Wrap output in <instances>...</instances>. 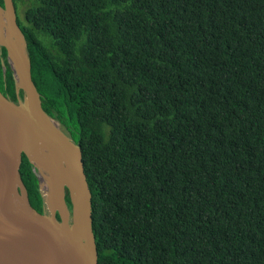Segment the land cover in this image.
<instances>
[{
	"label": "trees",
	"instance_id": "obj_1",
	"mask_svg": "<svg viewBox=\"0 0 264 264\" xmlns=\"http://www.w3.org/2000/svg\"><path fill=\"white\" fill-rule=\"evenodd\" d=\"M29 3L32 80L81 149L98 264H264V0ZM0 91L24 99L3 46ZM20 173L42 211L27 156Z\"/></svg>",
	"mask_w": 264,
	"mask_h": 264
},
{
	"label": "water",
	"instance_id": "obj_2",
	"mask_svg": "<svg viewBox=\"0 0 264 264\" xmlns=\"http://www.w3.org/2000/svg\"><path fill=\"white\" fill-rule=\"evenodd\" d=\"M3 2L4 6H0V10L8 14L9 23L16 35V43L12 48L1 42L0 46L7 49L17 97L22 90L24 99L23 101L18 99L17 103H14L0 91V264H98L93 235L92 195L79 145L70 143L68 137H65L71 147L69 149L71 157L75 161L76 179L72 185L63 184L61 192L55 196L56 201L49 202L53 205V211L56 209L60 211V220L53 213L48 215L38 212L22 180L20 169L23 155L27 156L37 174H44V171L24 139H15L13 124L16 110L23 109V106L27 107L24 135L33 141L32 146L38 148L37 153L46 151L51 155L56 154L58 157L53 156L56 159L65 156L67 152L36 135L32 113L35 102L47 118L53 119L43 111L39 94L33 83L27 44L17 22L13 0H3ZM21 43L25 59L22 68L25 87L19 88L14 56ZM17 149H22L18 156L15 154ZM52 173L46 172L45 175L55 177L56 175ZM66 189L69 190L73 203L71 225L67 222L70 211L65 200ZM46 190L48 192V189ZM44 201L46 203L45 199ZM59 202L60 204H57ZM62 205L64 208H60ZM63 211L67 213V217H64Z\"/></svg>",
	"mask_w": 264,
	"mask_h": 264
},
{
	"label": "bare ground",
	"instance_id": "obj_3",
	"mask_svg": "<svg viewBox=\"0 0 264 264\" xmlns=\"http://www.w3.org/2000/svg\"><path fill=\"white\" fill-rule=\"evenodd\" d=\"M0 42L6 44L9 48H12L16 43V35L11 28V24L8 20V14L3 10H0ZM24 50L21 43V46L17 50L14 56V68L17 78V83L19 88L25 87L24 73L22 68L24 67ZM27 107L23 106V109H18L14 113V124L13 130L15 134V139L25 141V144L31 148L33 155H36L43 173V184L50 194V200L56 201L55 196L61 192L63 184L72 185L75 183L76 179V165L74 159L71 157L69 149L70 145L67 143L65 136L57 129L56 124L49 118H47L39 109L38 105L34 104L32 108V113L34 116V125L36 128V135L51 143V145L56 146L58 149L63 152H67L65 156H59V158L54 159L53 155L49 154L46 151L36 152L38 148L32 146L33 141L31 142L25 135L26 128V116H27ZM22 149L16 150V156L19 151ZM47 171H46V170ZM53 172L56 176L52 178L45 175V173ZM50 178L53 186H51L50 181L47 179ZM75 190V188H74ZM57 204H60L57 203ZM67 205V204H66ZM60 208H64L62 205ZM64 217H67V213L63 211Z\"/></svg>",
	"mask_w": 264,
	"mask_h": 264
},
{
	"label": "rangeland",
	"instance_id": "obj_4",
	"mask_svg": "<svg viewBox=\"0 0 264 264\" xmlns=\"http://www.w3.org/2000/svg\"><path fill=\"white\" fill-rule=\"evenodd\" d=\"M30 6V3H29V0H24V1H19L18 2V7H17V9H16V15H17V18L18 19H20L21 21H24L25 19V11H26V9L28 8ZM3 7V6H2ZM21 100V99H20ZM18 101V100H17ZM55 124H56V127H57V129L65 136V137H68V140H69V142L70 143H74V139H73V135H72V131L70 130V132L69 131H67V128H69V126H68V124H67V122H64V124H61L59 121H55V120H52ZM32 142V141H31ZM53 156H57L56 154H52ZM23 156H25V155H23ZM58 157V156H57ZM51 173V172H50ZM53 174V173H52ZM38 177H39V180H40V187H41V189H42V194H43V197H44V199L46 200V206H43V209H42V211H48V215L49 214H60V211H57L58 209H56L55 211H53V205L52 204H49V202H51L50 201V196H49V194H48V192H47V190H46V188H45V186H44V184H43V174H41V175H39L38 174ZM52 178H55V177H52ZM49 181H50V183H51V186H53V184H52V182H51V179L50 178H47ZM67 186V185H66ZM67 188V187H66ZM47 197H49V198H47ZM69 199H70V204H71V207L68 205V203H67V199H66V203H67V205H68V210L69 211H72V197L69 195ZM44 214H46V213H44Z\"/></svg>",
	"mask_w": 264,
	"mask_h": 264
},
{
	"label": "flooded vegetation",
	"instance_id": "obj_5",
	"mask_svg": "<svg viewBox=\"0 0 264 264\" xmlns=\"http://www.w3.org/2000/svg\"><path fill=\"white\" fill-rule=\"evenodd\" d=\"M69 195H70V194H69ZM38 212H39V213H44V211H38ZM56 217H57L58 220H60V216H59V214H56ZM67 219H68L67 222L71 225L72 222H73L72 211H70L69 216H68Z\"/></svg>",
	"mask_w": 264,
	"mask_h": 264
},
{
	"label": "clouds",
	"instance_id": "obj_6",
	"mask_svg": "<svg viewBox=\"0 0 264 264\" xmlns=\"http://www.w3.org/2000/svg\"><path fill=\"white\" fill-rule=\"evenodd\" d=\"M10 100V99H9ZM69 191V190H68ZM69 194H70V192H69ZM65 196H66V193H65ZM66 200V199H65ZM45 213V212H44ZM48 213V211L46 212V214Z\"/></svg>",
	"mask_w": 264,
	"mask_h": 264
}]
</instances>
